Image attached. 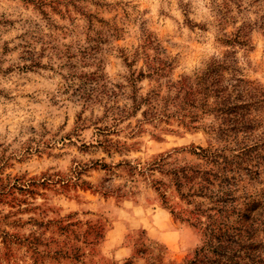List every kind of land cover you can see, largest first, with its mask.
<instances>
[{"label": "rangeland", "instance_id": "obj_1", "mask_svg": "<svg viewBox=\"0 0 264 264\" xmlns=\"http://www.w3.org/2000/svg\"><path fill=\"white\" fill-rule=\"evenodd\" d=\"M212 60L260 133L264 0H0V264H183L222 197L264 222V142L238 170L251 132L179 109Z\"/></svg>", "mask_w": 264, "mask_h": 264}, {"label": "trees", "instance_id": "obj_2", "mask_svg": "<svg viewBox=\"0 0 264 264\" xmlns=\"http://www.w3.org/2000/svg\"><path fill=\"white\" fill-rule=\"evenodd\" d=\"M241 38L239 29L234 37L225 39V42L245 44V40ZM222 62V60H212L195 77L193 82L181 78L176 81L174 87L178 91H184L179 109L186 110V106L189 109L199 108L203 112L213 111L217 119L220 120V124L229 122L237 125L244 132H251L243 134L242 139L249 143L240 142L242 144L238 147L237 154L232 158V164L238 170H242L244 168L242 164L255 157L248 153L258 148L259 143L264 142V122L260 133H254L252 131L259 125L260 120L252 119L249 113H244L248 106L260 102V99L254 100L251 97L239 99L240 94L236 93L234 96L231 90L223 86L221 70L224 65ZM195 116L190 112L189 117ZM199 150L201 153L198 154L203 157L215 156L209 149L199 148ZM185 177L186 174L182 176V178ZM188 179H184V181ZM201 188L204 187L201 186ZM219 192L222 195L226 194L225 191L219 190ZM216 202H219V206L209 209L214 213L207 214L206 221L202 223L199 244L183 264H264V238L259 236L260 232L264 233V222L259 221L257 213L254 212L258 202L251 199L243 202L241 206H237L232 203V200H225L224 197L217 199ZM196 222L199 224V221Z\"/></svg>", "mask_w": 264, "mask_h": 264}, {"label": "clouds", "instance_id": "obj_3", "mask_svg": "<svg viewBox=\"0 0 264 264\" xmlns=\"http://www.w3.org/2000/svg\"><path fill=\"white\" fill-rule=\"evenodd\" d=\"M204 2H209V0H204ZM74 111H78V109H74Z\"/></svg>", "mask_w": 264, "mask_h": 264}]
</instances>
